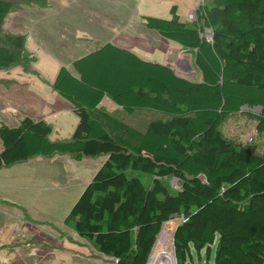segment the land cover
I'll return each instance as SVG.
<instances>
[{
    "label": "trees",
    "instance_id": "trees-1",
    "mask_svg": "<svg viewBox=\"0 0 264 264\" xmlns=\"http://www.w3.org/2000/svg\"><path fill=\"white\" fill-rule=\"evenodd\" d=\"M18 1L33 2L0 0V69L25 62V35L1 34ZM169 11V18L141 19L195 51L200 80L106 42L76 58L73 70L61 66L52 84L79 118L70 138L53 140L46 120L1 123L0 169L36 157H106L64 224L116 264H147L176 216V264H189L193 250L209 255L216 241L214 264H264V154L222 131L243 112L264 133V0H211L194 22L181 18L177 4ZM104 96L126 114L148 109L168 117L141 131L101 106ZM167 179L178 181L176 191Z\"/></svg>",
    "mask_w": 264,
    "mask_h": 264
},
{
    "label": "rangeland",
    "instance_id": "rangeland-1",
    "mask_svg": "<svg viewBox=\"0 0 264 264\" xmlns=\"http://www.w3.org/2000/svg\"><path fill=\"white\" fill-rule=\"evenodd\" d=\"M41 1L16 2L1 30V34L26 37L25 62L0 69V123L10 126H16L26 115L40 118L43 108L51 109L55 102L53 74L61 64L70 65L73 59L108 40L135 46L148 39L152 32L144 26L142 14L169 18L170 6L177 4L181 18L194 22L199 8L211 2L144 0L140 8L131 0H46L44 6ZM91 37L95 41L89 42ZM162 48L157 41L150 53L155 55V49ZM166 48L181 56L186 54L192 69H196L194 50L176 44ZM63 115L61 129L53 122V140L70 138L77 124L73 112ZM255 124L253 118L241 112L229 117L222 131L246 144L247 137L254 135ZM66 126H72L70 135ZM250 146L264 154V133L255 134ZM104 160V156L77 161L70 155H55L0 169V264H115L112 257L79 237L72 225L64 224V218ZM143 180L148 182L147 177ZM166 182L173 191L178 189L175 179ZM181 219L176 216L163 225L147 264H176L173 231ZM216 242L209 255L206 249L200 254L193 250V260L188 263L214 264Z\"/></svg>",
    "mask_w": 264,
    "mask_h": 264
},
{
    "label": "crops",
    "instance_id": "crops-1",
    "mask_svg": "<svg viewBox=\"0 0 264 264\" xmlns=\"http://www.w3.org/2000/svg\"><path fill=\"white\" fill-rule=\"evenodd\" d=\"M104 1H106V0H104ZM116 1H118V0H107V2H116ZM121 1L122 0H120L119 2H121ZM131 1L132 2H138L140 8L142 7V5H144V0H131ZM185 1L189 2V0H185ZM98 2H101V1L98 0ZM179 8H180V6H179ZM169 16H171L170 15V11H169ZM147 30H149L150 32H152L150 36L148 35L149 38L148 39H145V41L137 42V44L135 46L129 45V44L117 43V42H115L113 40H108L106 42H111V43L115 44L118 47L131 50L132 52H134L135 54H137L140 58H142L144 60L151 61V62H155V63H159V64L168 65L177 74H179L181 76H184L186 78L188 77L189 79H193L195 76H197V79L196 80H200L201 75H200V73L198 71L193 70V72L195 73L194 76H192V74L185 73L184 71H182L187 66L185 61L186 60L189 61V59L187 58L188 56L186 54H182V56H181L180 54H177V51L176 50L175 51H169V50H167V48L165 49V47H172L173 44L175 45L176 43H174V42H172L170 40L167 41L168 39L167 40H164V39H166L164 37H162L164 39L159 38V36L156 34L157 32L155 33L154 30H150V29H147ZM89 39H90L89 42L90 41H95V38H92L91 37ZM157 41H160L163 44V48L161 49V51H157L155 49V53H157V54L154 55V54H151L150 53V50H151L150 48ZM106 42H104V43H106ZM176 45H178V44H176ZM178 46H180V45H178ZM96 48H94L93 50H95ZM93 50H90V51L86 52L85 54L80 55L79 57H81L83 55H86V54H88L89 52H91ZM158 56H161V57H158ZM79 57H77V58H79ZM75 59H73L72 62ZM72 62L70 63V65L61 64L58 67V69L53 74L52 84H53V82H54V80H55V78H56V76L58 74V71H59V69H60L61 66H66V67H69V68H71L73 70V68H72ZM176 63H179V67L176 66ZM189 76H191V77H189ZM51 88H52L51 90H52V92L54 94V99L53 100L55 101L54 102V105H52L51 109L46 110V108H43L42 109L43 110L42 111V115L43 116L40 117V118H37V119H34L33 117H31L29 115H26L23 118H25V117H31L34 120H46L47 122H49L52 125L53 128H54V124H53V122H54V123H57V128L58 129H61V125H62L61 124V119L64 118L63 113L73 112V114L77 118V124H78L79 118H78V116L75 114V112L73 110V104L67 98H65L64 96H62L59 92L55 91L53 89V87H51ZM100 105L103 106L104 108H106V110L109 111L110 113L115 114V115H118V117H120L127 124L135 127L138 130H141V131L146 130L148 128L150 122H152L154 120H159V119H167V117H168L165 114H162L160 112H156V111H153V110H148V109L136 110L132 114H126L122 110V108L120 106H118L115 102H113L108 96H104L103 97ZM54 110H56V111H55V114L53 115V111ZM20 121L16 124V126L20 123ZM2 123L6 124L5 122H2ZM255 123H256V121H255ZM77 124H76V126H77ZM7 125H9V124H7ZM76 126H75V128H76ZM66 128L68 130V134L70 135V133H71L70 131L72 129V126H66ZM74 129L72 130V133H73ZM1 150H2V143H1V149H0V151ZM105 159H106V157H105ZM94 174H93V176H94Z\"/></svg>",
    "mask_w": 264,
    "mask_h": 264
},
{
    "label": "water",
    "instance_id": "water-1",
    "mask_svg": "<svg viewBox=\"0 0 264 264\" xmlns=\"http://www.w3.org/2000/svg\"><path fill=\"white\" fill-rule=\"evenodd\" d=\"M186 65L187 66L182 71H184L185 73L192 74V76H194L195 73L193 72V69H192L193 67H192V65L190 64V62L188 60L186 62ZM176 66L179 67V63H176ZM189 77H191V76H189ZM176 226H177V224H176ZM176 226L174 227V230H175ZM114 262H115V264L117 263L116 260H114ZM175 262H176V260H175Z\"/></svg>",
    "mask_w": 264,
    "mask_h": 264
},
{
    "label": "built area",
    "instance_id": "built-area-1",
    "mask_svg": "<svg viewBox=\"0 0 264 264\" xmlns=\"http://www.w3.org/2000/svg\"><path fill=\"white\" fill-rule=\"evenodd\" d=\"M253 134H254V135H255V134H258L257 131H256V128H255ZM254 135L248 136L247 139H246V142H247V143H252L253 140H254Z\"/></svg>",
    "mask_w": 264,
    "mask_h": 264
}]
</instances>
